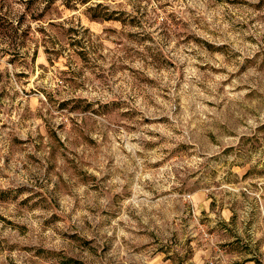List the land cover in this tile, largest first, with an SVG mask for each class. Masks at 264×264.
Instances as JSON below:
<instances>
[{
	"label": "rangeland",
	"instance_id": "1",
	"mask_svg": "<svg viewBox=\"0 0 264 264\" xmlns=\"http://www.w3.org/2000/svg\"><path fill=\"white\" fill-rule=\"evenodd\" d=\"M245 257L264 0H0V264Z\"/></svg>",
	"mask_w": 264,
	"mask_h": 264
},
{
	"label": "crops",
	"instance_id": "2",
	"mask_svg": "<svg viewBox=\"0 0 264 264\" xmlns=\"http://www.w3.org/2000/svg\"><path fill=\"white\" fill-rule=\"evenodd\" d=\"M254 262L253 264H260L257 260L251 258V257H245L243 260V264H251V262Z\"/></svg>",
	"mask_w": 264,
	"mask_h": 264
}]
</instances>
